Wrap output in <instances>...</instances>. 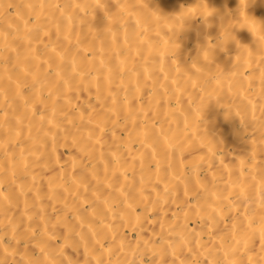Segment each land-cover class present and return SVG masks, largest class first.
<instances>
[{
  "label": "bare ground",
  "instance_id": "1",
  "mask_svg": "<svg viewBox=\"0 0 264 264\" xmlns=\"http://www.w3.org/2000/svg\"><path fill=\"white\" fill-rule=\"evenodd\" d=\"M260 22L0 0V264H264Z\"/></svg>",
  "mask_w": 264,
  "mask_h": 264
},
{
  "label": "clouds",
  "instance_id": "2",
  "mask_svg": "<svg viewBox=\"0 0 264 264\" xmlns=\"http://www.w3.org/2000/svg\"><path fill=\"white\" fill-rule=\"evenodd\" d=\"M246 11V10H245ZM247 12V11H246ZM252 19L253 20H256L255 18H253L252 17ZM260 24H261V31H262V33H264V24H262L261 22H260ZM246 29H247V26H246ZM248 30V29H247Z\"/></svg>",
  "mask_w": 264,
  "mask_h": 264
}]
</instances>
